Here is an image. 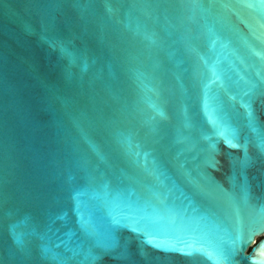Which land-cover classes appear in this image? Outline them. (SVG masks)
Returning a JSON list of instances; mask_svg holds the SVG:
<instances>
[{
  "label": "water",
  "instance_id": "obj_1",
  "mask_svg": "<svg viewBox=\"0 0 264 264\" xmlns=\"http://www.w3.org/2000/svg\"><path fill=\"white\" fill-rule=\"evenodd\" d=\"M248 2L0 0V264H57L42 251L57 237L86 248L71 193L102 180L136 196L170 193L180 218L165 216L161 235L182 230L211 245L239 214L245 246L234 264H264V154L249 142L244 95L264 84V3ZM212 70L209 104L246 148L212 136L219 163L201 169ZM251 110L264 127V95ZM12 225L36 230L23 250ZM115 235L113 255L126 248L130 258L96 264H214L144 245L123 226ZM52 252L83 262L63 246Z\"/></svg>",
  "mask_w": 264,
  "mask_h": 264
},
{
  "label": "snow or ice",
  "instance_id": "obj_2",
  "mask_svg": "<svg viewBox=\"0 0 264 264\" xmlns=\"http://www.w3.org/2000/svg\"><path fill=\"white\" fill-rule=\"evenodd\" d=\"M75 2L80 3L81 0H75ZM85 2H91V0H85ZM179 2L188 3L194 2V0H179ZM261 3H264V0H261ZM248 7H253L250 0ZM257 38L259 39V37ZM256 54L259 55V53ZM257 75L260 76L261 74L258 73ZM218 80V74L215 70H212L210 80L204 83V110L208 123L211 125V136H204V139L209 140L210 143L206 149L207 154L200 165L201 169L204 166L216 167L219 163L215 159V145L211 143L212 136L218 139L222 138L230 148H246V145H242L239 141L237 129L220 116L218 107L209 104V99L215 98L208 96V90ZM244 95L248 97L246 102L247 126L254 134V139L249 142L254 143L260 153L264 154V127L255 121L251 110L255 96L264 95V84L259 87L257 84L248 85ZM246 164L247 156L241 161V166L244 167ZM181 167L183 168L184 165L182 164ZM71 198L78 217L79 230L83 234L87 247L70 248V242L59 237L56 240H50V243L55 248L61 246L67 248L73 253L72 258L83 256L82 264H96L103 255H113L114 250L118 247L115 232L121 226L136 233L137 238L141 239L144 245L151 244L153 248L164 252L178 251L188 257H206L214 264H234L232 259L234 253L245 246L243 226L239 214H237L234 230L227 233V239H218L213 241L211 245H207L182 230H173L161 235L160 233L165 230L160 227V222L165 216L169 218L170 222L180 218V214L175 207L169 206L170 193L157 195L156 190H153L147 195L136 196L135 194L115 191L110 188L106 181L102 180L99 184L72 190ZM247 199L248 193L244 192L245 202H247ZM98 207L104 209L102 217H97L92 211L93 208ZM260 213L264 215V207L260 209ZM20 227V225H12L11 232L14 244L23 250L25 248V238L37 233L35 228L19 231ZM45 227L47 229L46 236L49 238L56 236L58 230H54L50 224ZM153 241L160 242L153 243ZM52 247L46 246L42 251L45 255L51 254V258L57 264H66V260L70 258H63L52 252ZM113 258L127 260L130 256L125 248L117 255H113Z\"/></svg>",
  "mask_w": 264,
  "mask_h": 264
}]
</instances>
